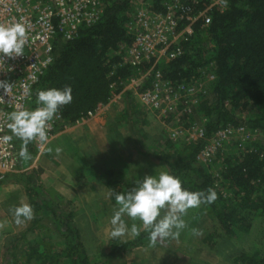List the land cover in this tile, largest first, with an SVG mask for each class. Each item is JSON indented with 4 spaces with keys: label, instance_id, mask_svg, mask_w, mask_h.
<instances>
[{
    "label": "trees",
    "instance_id": "1",
    "mask_svg": "<svg viewBox=\"0 0 264 264\" xmlns=\"http://www.w3.org/2000/svg\"><path fill=\"white\" fill-rule=\"evenodd\" d=\"M135 1L108 0L101 20L83 30L77 39L66 42L59 38L55 43L54 62L35 89L34 101L40 90L71 86L72 102L58 110L71 125L95 114L99 106L109 104L122 89L118 86L114 90L111 86L136 73V68L119 53L121 47L132 43L126 25ZM161 2L151 0L149 6L155 12H164ZM225 5V9H211L209 24L203 19L197 20L192 25V35L176 46L181 55L158 68L162 79L173 86L207 84L209 92L191 104V113L187 104L179 105L169 120L189 129L191 117L196 113L203 124L204 137L196 144L183 145L182 153L175 157L153 156L178 176L189 191L214 189L217 200L204 207L224 235L235 238L239 233L250 232L253 218H264V146L255 142L225 159L220 151L217 158L223 161L219 174L198 165L197 159L206 142L224 128H244L264 135V0H227ZM187 6L191 14H197L208 3L190 0ZM152 63L146 62L140 69H148ZM210 75L214 80H209ZM33 146V141L25 146L28 160L32 159ZM110 173L111 178L105 185L119 192L117 187L124 175ZM19 181L24 183L34 209L33 226L42 218L50 220L66 246L63 252L57 251V256H53L49 251L41 254L40 243H35L27 254L28 261L35 258L42 260L41 264L48 261L61 264L62 257L73 264H112L122 254L158 244L150 240L145 230L133 240L112 244L108 254L92 260L74 222L75 214L49 198L38 172L28 170L20 175ZM25 238V234L6 237L4 251L9 264H19L18 251ZM210 240L208 237L207 241ZM234 262L264 264V253H243Z\"/></svg>",
    "mask_w": 264,
    "mask_h": 264
},
{
    "label": "built area",
    "instance_id": "2",
    "mask_svg": "<svg viewBox=\"0 0 264 264\" xmlns=\"http://www.w3.org/2000/svg\"><path fill=\"white\" fill-rule=\"evenodd\" d=\"M189 1L162 0L164 12H155L148 5L135 16L132 15L127 25L132 43L121 47L119 51L127 63L136 68V73L111 87L117 90L119 86L122 92L132 93L146 109L161 116H171L179 105L185 104L191 113V104L197 103L202 85L173 86L162 79L159 66L178 58L181 51L176 46L192 35V25L199 19L209 24L211 9H225L227 0H206L207 8L197 14L190 13L187 6ZM107 2L108 0H0V24L10 25L22 21L28 35L22 56L0 57V82L7 83L10 89L5 93L0 88V137L11 135L7 127L10 112L34 110L37 107L34 91L54 62L56 41L59 38L66 42L77 39L83 30L101 20ZM150 61L153 63L148 69H140ZM209 80H214V76L210 75ZM120 92L112 100L117 99ZM70 127L71 124L58 111L49 122L47 143L34 140V147L39 152L43 151L57 133ZM193 130L188 143L204 137L203 126L194 127ZM248 134L250 132L244 128H224L206 142L198 159L203 156L210 161L222 151L224 144L236 136L247 135L248 139ZM181 135L183 128L177 124L171 130L170 137L176 140ZM210 143L215 144L210 147ZM18 167L19 156L14 138L8 143L0 142V181L15 173Z\"/></svg>",
    "mask_w": 264,
    "mask_h": 264
},
{
    "label": "rangeland",
    "instance_id": "3",
    "mask_svg": "<svg viewBox=\"0 0 264 264\" xmlns=\"http://www.w3.org/2000/svg\"><path fill=\"white\" fill-rule=\"evenodd\" d=\"M150 2L151 0H136L130 10L129 17L132 15L135 16L140 10H142V8L147 7ZM129 23L130 18L127 25ZM207 74L208 72L205 73L206 76H208ZM206 76L205 78L208 79ZM201 85V92L198 94L199 99H202L203 95L209 92L207 91V84L203 83ZM126 93H128V91H121L120 96L118 97L119 102H117L123 104V109H118L116 110L117 112L114 111L113 114L115 115V113H118L116 115V119H118L117 121L119 124L117 125L120 126L121 133H123V135L132 136L130 145L135 146L138 150L139 156L136 161L137 166L133 167V170L136 171L135 176H138L139 179H142V176L144 177L145 175H153L155 170L169 171L168 168L161 169V167H165L166 165L155 159L153 155L164 158H168L169 156L175 157L176 155L182 153L183 145H190V143L196 144L198 141L189 143L187 141L189 135L194 133L193 128L198 126L201 127L203 125L201 120L198 118V115L194 113L191 117V121L189 122L191 127L187 129L182 126L183 135L174 140L170 137V134L171 130L177 126V123L174 121H169L171 119L170 116H161L158 113L151 112L150 110L146 109L132 93ZM188 101L191 102V100ZM246 136L247 135L244 137L236 136L224 144L221 151L224 154L223 159L233 155L234 153H238L246 146H253L255 142H261V145L264 146V135L260 133H250L248 134V139ZM13 138L18 147L21 148V145L18 143L19 140H17L15 137ZM214 144L215 143H210L209 146L212 147ZM32 150L33 156L39 152L34 146ZM223 159L218 160L217 155H215L212 160L209 161L203 156H200V158L197 159V164L208 168L215 174H219ZM105 166L106 175H104V177L105 181L107 182V179L111 178L108 175V172L119 168L112 169L113 166L111 164H107V161ZM120 169L123 170V168ZM123 173L124 176H122V180L118 184L117 189H122L125 186V173L126 176L128 175L125 170H123ZM113 175L117 176L116 173ZM19 178L20 175L9 176V179L0 181V186L7 184L8 182H12L21 184L25 188L24 183L19 181ZM108 188L110 192L113 191V188ZM3 197L4 196L2 193H0V200L1 198L3 199ZM1 206L2 205L0 204V221L5 215H8V217L12 216L11 212H8V206H4L3 208H1ZM62 206L66 207L68 212L72 211L76 215L70 205L67 206L62 204ZM91 209L93 210V214L90 217V220L83 222L84 232L81 236V240L84 244L87 255L92 260L99 259L108 254L111 250L112 244L118 245L120 243L128 242L129 239L138 237L142 233V230L143 232L145 231L142 229V227H140V223L138 221L137 235L126 234L122 238L113 239L110 236L112 229L110 221H108L109 213H106L105 219L107 221H105L103 220L104 218L100 219L101 217L98 212H94L97 210V208L91 207ZM101 210L102 209L99 207V212ZM33 217L35 218L34 215ZM184 220L186 227L180 232L178 237H169L163 240L158 239V244L147 245L148 247L155 245L161 246L162 248H156V252L152 251V247L149 250L145 248L141 249V246L130 253L122 254L112 264H236L234 262L235 258L239 257L243 253H264V218H253L250 232L239 233L235 238H228L224 235V233L219 229L215 220L211 218L204 205L190 209L184 217ZM32 221L29 225L30 227L27 228L25 233H23L26 235V238L21 242L18 251L19 264H41L42 260H36L35 258L29 261L27 260V254L31 249V245L33 246V244L38 242L40 243L41 254L49 251V253H52L50 255L57 256V251L59 253L66 249L63 239L55 231V228L50 220L42 218L41 222L33 227ZM29 222L30 220H28V223ZM0 224L4 225L5 227L6 223ZM129 225H131L130 222ZM0 231L3 230L0 229ZM208 237H211L209 242L207 241ZM2 239H4V241H2L5 244L6 238ZM211 245L213 246L211 247ZM0 248H2V251H0V264H9V258L5 254L4 246H1ZM59 259L61 264H73L70 259H64L62 257ZM47 264L55 263L48 261Z\"/></svg>",
    "mask_w": 264,
    "mask_h": 264
},
{
    "label": "crops",
    "instance_id": "4",
    "mask_svg": "<svg viewBox=\"0 0 264 264\" xmlns=\"http://www.w3.org/2000/svg\"><path fill=\"white\" fill-rule=\"evenodd\" d=\"M117 102H119V98L99 108L89 118L71 125L66 131L57 133L48 142L43 152L36 151L37 153L32 156L31 160L22 158L19 155V147H17L18 170L5 178L9 179V176L21 175L28 170H36L49 198L60 205L65 204L72 207L76 213L74 222L79 228L81 236L84 232L83 222L89 221L93 214L91 207L97 208L94 212H98L100 219L104 218L103 220L107 221L105 219L106 213H109L108 221L112 216L114 197L112 192L108 190L109 188L105 186L106 161L107 164L113 166L112 169L119 168L109 171V174H111L110 172L116 174L121 172L124 175L123 170L127 172L128 176L125 173V186L122 188L123 190L119 189V192L130 189L139 179L138 176H135L136 171L133 170V167L137 166L136 161L139 153L135 146L130 145L132 136L123 135L120 126L117 125L119 124L118 119H116L118 113L114 115L113 112L123 109V104ZM18 143L21 145V141ZM57 147L62 149L59 154L55 151ZM0 193L4 196L0 200L1 208L8 206V212L13 206L19 205L21 202L30 205L25 188L21 184L12 182L3 184L0 186ZM99 207L102 209L100 212ZM32 220L29 223L25 221L23 224L17 225L13 216H3L0 223L6 224L5 227L0 224V229L3 230L0 231V247L4 246V239L2 238L25 233ZM125 221L128 226H131L129 222L130 224L133 223L127 217H125ZM149 247L144 245L141 249L150 250L152 247V251L156 252V248H162L159 245Z\"/></svg>",
    "mask_w": 264,
    "mask_h": 264
},
{
    "label": "clouds",
    "instance_id": "5",
    "mask_svg": "<svg viewBox=\"0 0 264 264\" xmlns=\"http://www.w3.org/2000/svg\"><path fill=\"white\" fill-rule=\"evenodd\" d=\"M28 40L27 28L22 21L10 25L0 24V57H19L24 53ZM0 88L8 92L9 85L0 82ZM72 87L63 89L49 88L37 92L34 110H14L8 114V125L11 135L0 137V142L8 143L13 137L22 141L19 155L27 158L25 146L32 141L47 143L49 122L54 119L58 110L72 102ZM56 153L62 149L57 147ZM167 169V167H161ZM114 205L110 218L113 239L126 234L137 235L140 227L147 230L152 242L158 239L176 238L186 227L184 217L190 209L201 205H210L217 200V192L189 191L182 186L181 179L167 170L156 171L135 181L134 186L126 191H112ZM17 225L33 219L31 205L21 202L10 209ZM125 217L133 221L129 227ZM198 234V233H197Z\"/></svg>",
    "mask_w": 264,
    "mask_h": 264
}]
</instances>
